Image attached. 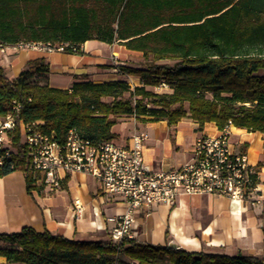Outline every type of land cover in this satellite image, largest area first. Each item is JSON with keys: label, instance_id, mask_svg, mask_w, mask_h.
<instances>
[{"label": "trees", "instance_id": "16d2710c", "mask_svg": "<svg viewBox=\"0 0 264 264\" xmlns=\"http://www.w3.org/2000/svg\"><path fill=\"white\" fill-rule=\"evenodd\" d=\"M89 40L141 54L139 66L118 67L132 85L124 79L80 81L58 89L47 85L42 59L28 62L14 79L0 66V119L12 114L59 144L70 131L94 145L115 140L111 128L120 117L168 127L187 118L198 129L212 122L222 130L230 123L264 135V0H0V47H79ZM161 85L169 92L148 89ZM11 142L22 156L0 169V178L19 171L27 193L41 189L18 129ZM0 258L4 264H264V249L261 257L188 252L127 238L68 240L26 226L0 233Z\"/></svg>", "mask_w": 264, "mask_h": 264}, {"label": "crops", "instance_id": "0c3cea01", "mask_svg": "<svg viewBox=\"0 0 264 264\" xmlns=\"http://www.w3.org/2000/svg\"><path fill=\"white\" fill-rule=\"evenodd\" d=\"M39 59L48 66L47 85L58 89H69L80 81L102 83L124 79L132 85V79L119 74L118 67H137L143 62L140 53L129 51L117 42L107 44L89 40L81 45L80 54L47 52L25 46L0 47V66L10 79L17 78L28 62ZM111 132L116 135L115 141L122 145L134 134L144 132L147 135L143 150L145 163L153 170L166 171L189 160L198 136H214L218 129L212 122L198 129L197 124L187 118L168 127L165 121L120 117ZM230 149L246 153L249 165L257 171L254 203L231 202L225 196L216 195L180 196L171 205L158 204L148 212H136L131 239L188 252L261 257L264 249V167L257 169L256 166L264 160V135L231 127ZM41 187L27 193L24 174L19 171L0 178V233H16L28 226L68 240L110 241L107 218L122 214L124 204L103 195L94 177L72 173L64 178L60 190ZM75 201L83 207L80 215L74 212ZM4 262V258H0V264Z\"/></svg>", "mask_w": 264, "mask_h": 264}, {"label": "built area", "instance_id": "2783aa9c", "mask_svg": "<svg viewBox=\"0 0 264 264\" xmlns=\"http://www.w3.org/2000/svg\"><path fill=\"white\" fill-rule=\"evenodd\" d=\"M47 52L76 54L81 46L69 43L16 44ZM115 57V56H114ZM18 112V106L14 108ZM230 123L214 136H198L183 165L166 170H153L144 161L143 150L147 135L138 132L126 144L115 140L92 144L70 131L59 144L34 130L33 124L17 122L12 114L0 119V169L12 168L14 158L21 157L12 145V136L19 131L20 144L36 176L37 185L60 190L64 178L72 173L94 177L99 191L110 199L124 204L120 215L107 218L110 241L132 237L133 216L148 212L158 204L171 205L180 196H225L231 202L254 203L258 175L249 165L247 154L230 149ZM83 207L74 202V212L80 215Z\"/></svg>", "mask_w": 264, "mask_h": 264}, {"label": "rangeland", "instance_id": "374dc122", "mask_svg": "<svg viewBox=\"0 0 264 264\" xmlns=\"http://www.w3.org/2000/svg\"><path fill=\"white\" fill-rule=\"evenodd\" d=\"M158 92H169L168 88L164 85H161L160 87L154 88ZM154 90V91H155ZM16 172V171H15Z\"/></svg>", "mask_w": 264, "mask_h": 264}]
</instances>
